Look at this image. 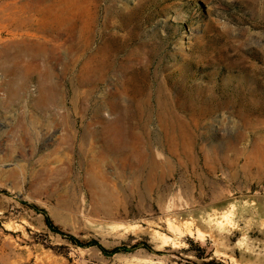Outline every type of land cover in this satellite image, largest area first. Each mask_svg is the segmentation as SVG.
Wrapping results in <instances>:
<instances>
[{"label":"rangeland","instance_id":"obj_1","mask_svg":"<svg viewBox=\"0 0 264 264\" xmlns=\"http://www.w3.org/2000/svg\"><path fill=\"white\" fill-rule=\"evenodd\" d=\"M51 1L0 0L12 19L0 40L36 49L27 34L51 31L58 10L29 16ZM50 38L91 68L80 89L78 72L55 66L59 106L36 104V78L13 103L0 89V264H264V166L188 181L168 172L150 193L131 186L130 169L119 181L102 165L106 141L145 135L140 122L158 149L163 112L196 129L201 160L215 145L250 143L264 114V0H83ZM21 116L36 122L25 155L14 141Z\"/></svg>","mask_w":264,"mask_h":264},{"label":"bare ground","instance_id":"obj_2","mask_svg":"<svg viewBox=\"0 0 264 264\" xmlns=\"http://www.w3.org/2000/svg\"><path fill=\"white\" fill-rule=\"evenodd\" d=\"M83 0H52L47 3V8H38L33 16H29V23L37 20H45L52 10L56 11L55 22H48L51 24L50 29L47 30L43 23L39 24L35 32H30L27 35L38 40V47L36 49H11L8 42L16 44L15 38L10 40H0V89L2 88L7 94V99L13 103L17 97L21 99L27 94L29 89V83L32 79H37V91L39 93L36 98V104L40 103H52L54 105H61L63 102V90L61 84L55 81L57 77L54 73L55 66H61V72L73 74L79 73V88L85 87V76L90 72V62H85L79 69L80 55L73 58H63L59 54L63 43L60 39L50 38L52 33L60 32L62 28L68 27L72 20V13L74 8L79 7ZM125 11L124 6H118V13L121 16ZM39 17V18H38ZM12 20L7 13H0V25ZM10 23H8L9 26ZM24 25H16L15 32L23 28ZM41 40V42H39ZM52 45L49 49L48 45ZM55 52L53 58L50 54L45 52ZM78 53V52H77ZM53 59V60H50ZM90 66V68H89ZM34 67L35 69H33ZM44 68V70H42ZM42 70V71H41ZM40 71V72H39ZM70 82V81H69ZM94 88V87H93ZM91 90H82V94ZM246 100L243 98L241 100ZM12 103H9L10 105ZM254 113L256 109H251L249 116L255 117ZM203 114V112H202ZM259 124L256 127L257 131L250 137V143H246V146L240 147L239 142L232 141L228 144H221L213 146V154H204L201 160L196 152L197 138L195 134L191 137V133L195 132V128H190L186 123H183L180 119L179 112H175L171 117H164L161 113L159 128L161 135L157 137L158 149L154 147V143L150 140V132L146 124H139L137 129H141V133H136L134 138L129 139L124 136L119 137L117 144L111 145L110 141H106V147L104 150L107 152L102 158V165L105 163L112 164L116 172V177L120 181L126 180L128 177L126 170L131 171V186L135 189L142 187L146 188L150 193L155 190L160 191L161 187H165V179L167 173L171 172L175 174L179 172L185 181L189 179L201 180L205 174V169L216 171L222 169L228 170L231 173V178H235L237 175L242 174L248 168L246 165L248 162L255 165V167H262L264 164V114L260 118ZM148 121V120H147ZM35 120L30 119L25 122V117L21 116L18 119L16 137L14 141H17L16 148L20 153L25 155V146L30 139L33 138V124ZM134 134V132H133ZM237 136H241L238 140H245V136L239 133ZM231 137V136H229ZM190 138V139H189ZM132 141V142H130ZM63 143V141L61 142ZM250 149V153H247ZM61 147V146H59ZM106 174H104V182H107ZM143 184L141 185V183ZM141 185V186H140ZM158 197H162L160 194ZM219 198L213 197V203ZM140 262H150V258H137Z\"/></svg>","mask_w":264,"mask_h":264},{"label":"trees","instance_id":"obj_3","mask_svg":"<svg viewBox=\"0 0 264 264\" xmlns=\"http://www.w3.org/2000/svg\"><path fill=\"white\" fill-rule=\"evenodd\" d=\"M112 252H115V250H114V251H112Z\"/></svg>","mask_w":264,"mask_h":264}]
</instances>
